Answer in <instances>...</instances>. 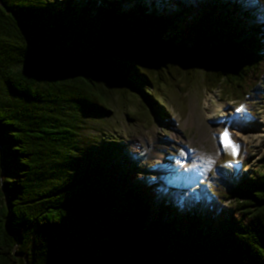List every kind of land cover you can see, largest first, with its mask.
I'll use <instances>...</instances> for the list:
<instances>
[{"label": "trees", "instance_id": "trees-1", "mask_svg": "<svg viewBox=\"0 0 264 264\" xmlns=\"http://www.w3.org/2000/svg\"><path fill=\"white\" fill-rule=\"evenodd\" d=\"M194 62L264 99V0H0V264H264V164L221 162L198 200L79 169L66 110L110 112L85 65L147 81L154 103Z\"/></svg>", "mask_w": 264, "mask_h": 264}, {"label": "rangeland", "instance_id": "rangeland-1", "mask_svg": "<svg viewBox=\"0 0 264 264\" xmlns=\"http://www.w3.org/2000/svg\"><path fill=\"white\" fill-rule=\"evenodd\" d=\"M194 20L191 18L188 23L187 32ZM178 32L171 29L168 35L179 39ZM179 41V45L187 43ZM192 65L190 72L171 85H160V100L154 103L142 95V90L149 87L147 81L142 84L140 78H118L98 66L85 65L107 92L110 112L101 116L66 110V116L75 117L81 124L80 135L73 144L79 169L90 171L92 165L103 166L100 174L117 181L115 194L140 183L150 188L160 180L166 188L157 187L158 195L168 188H178L198 200L197 189L209 182L221 162H238L247 156L245 168L262 167L264 131H257L264 130V99L260 95L234 97L225 83L210 88L204 81L203 68L196 62ZM238 108L242 110L238 112ZM226 119L245 132L244 136L231 134V140L238 145L236 154L213 132L214 125ZM253 125L258 128H247ZM4 170L13 171L12 163L6 161ZM160 199L152 201L151 222L162 213Z\"/></svg>", "mask_w": 264, "mask_h": 264}, {"label": "bare ground", "instance_id": "bare-ground-1", "mask_svg": "<svg viewBox=\"0 0 264 264\" xmlns=\"http://www.w3.org/2000/svg\"><path fill=\"white\" fill-rule=\"evenodd\" d=\"M247 128L250 129V130H254V129L258 128V127L253 125V126H247ZM213 129H214V131H213L214 134L216 135L217 138H219L222 141L223 144H224V142L222 140V136H223L224 131H228L229 132L230 139H231V134L235 133V132H238L242 136L245 135V134H243L245 132H242L243 129L241 128V126H239L238 124H234L233 125L231 122H229L228 119L216 123L214 125ZM263 131L264 130L259 129L257 132L260 133V132H263Z\"/></svg>", "mask_w": 264, "mask_h": 264}, {"label": "snow or ice", "instance_id": "snow-or-ice-1", "mask_svg": "<svg viewBox=\"0 0 264 264\" xmlns=\"http://www.w3.org/2000/svg\"><path fill=\"white\" fill-rule=\"evenodd\" d=\"M242 109L238 108L237 111H241ZM222 140L225 144L226 147L230 148L233 154H236L238 150V145H236L231 139H230V134L228 131H224Z\"/></svg>", "mask_w": 264, "mask_h": 264}]
</instances>
